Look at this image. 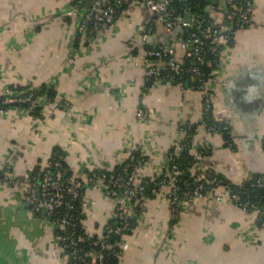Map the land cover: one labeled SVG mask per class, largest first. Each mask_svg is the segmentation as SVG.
<instances>
[{
	"label": "crops",
	"instance_id": "0c3cea01",
	"mask_svg": "<svg viewBox=\"0 0 264 264\" xmlns=\"http://www.w3.org/2000/svg\"><path fill=\"white\" fill-rule=\"evenodd\" d=\"M224 1L216 0L208 15L227 27ZM251 1L247 25L220 50L216 82H206L215 94L213 117L233 127L231 148L223 135L199 126L200 91L144 81L149 61L142 33L150 28L148 45L171 47L182 60L183 27L167 28L150 12L126 6L112 26L89 36L78 31L77 16L67 15L73 8L83 13L78 0H0V90L10 84L55 91L40 115L17 106L0 115V165L21 156L14 165L16 184L0 185V264H68L50 225L25 204L23 176L41 170L55 147L74 174L112 170L141 148L147 163L140 174L147 177L163 169L182 138L180 125L190 122L197 125L191 153L204 148L200 165L231 183L255 175L264 181V0ZM65 98L68 111L61 108ZM138 108L145 111L142 121ZM167 190L163 186L140 210L131 202L135 222L122 237L118 264H264V223L259 226L253 212L203 197L176 214ZM81 208V224L91 235L115 217L113 199L90 186Z\"/></svg>",
	"mask_w": 264,
	"mask_h": 264
},
{
	"label": "built area",
	"instance_id": "2783aa9c",
	"mask_svg": "<svg viewBox=\"0 0 264 264\" xmlns=\"http://www.w3.org/2000/svg\"><path fill=\"white\" fill-rule=\"evenodd\" d=\"M226 1L233 4L230 15L235 17L234 23L236 29L218 25V27L210 29L208 33L203 31L201 36L196 32L190 31L191 24L184 19L175 20L171 10L172 0H78V4L83 6V13L79 15L78 11L73 8L67 11V15L77 16L78 31L92 36L96 32L114 24L117 18V8L120 5L138 6L150 12L154 20L163 23L167 28L171 29L175 26L183 27L184 32L188 33L187 38L182 43L184 57H194L196 62L203 63L202 50L205 44L203 38L211 37L209 50L213 53L216 52L217 44H227L235 40L237 31L248 23L253 12L251 0H245L244 4L240 7L234 5L235 0ZM194 18L198 22L199 18ZM150 30L148 28L141 35V44L145 46V53L149 61L143 73L145 82L158 78L167 69L173 72L171 74L166 73L168 74L169 82L174 81L176 78H181L184 72L190 73L191 77L203 75L202 71L196 66L186 67L183 59H176L175 51L171 47L165 49L148 48L147 38ZM163 65H166L168 68H164ZM209 75L211 76L209 80L216 82L214 70L210 71ZM181 87L200 91L203 101V115L212 112L215 94L210 88H207L206 83ZM49 100L46 94L40 93L35 96L34 90L23 93L22 91H15L10 84H5L0 90V115H10L12 108L15 107L11 105L13 103L29 102V110L38 106L42 111V107ZM61 108L64 111L70 109L67 98L62 100ZM136 116L139 121L144 120V109L138 108ZM192 124L188 122L180 125L182 138L174 143V147L168 153V159L189 145L190 134L184 128L185 125L191 127ZM199 126L207 132H212L211 130H213L202 119ZM227 127L230 128V133L233 137L232 125L229 123ZM202 151L204 152V148L200 149L197 155L194 156L198 161L195 163V167L191 169L193 171L191 183L186 180L180 183L182 171L175 164L168 165L165 163L163 169H156L154 174L143 177L140 174V170L147 163V160L141 148L127 153L125 159L120 162L122 165L120 171L108 174L109 169H99L90 174L76 173L70 177V183L67 186H64V183L61 182V171L59 169L52 171L51 169V167H58L60 163H53L49 159L41 169L42 178L39 182H36L35 177H32L29 173L23 176L26 182L24 183L25 204L30 207L32 213L37 212V217L50 225L55 242L63 250V259L68 264H106V253L113 254L111 250L114 248L113 244L109 243L110 234L124 235L129 225L126 218H129L132 213L131 202L135 206H140L141 209L144 207L147 200L145 189L150 182L158 185L160 188L163 186L168 187L166 196L169 204L183 206L195 198H214L219 201L234 203L244 212H253L256 215V220L261 219L264 210L261 211L259 206L250 201L246 200L243 202L237 193L232 192L228 185L221 183V180L213 175L212 172L214 171L212 169L199 164ZM20 158L19 154H13L0 165V171L2 172L0 175L1 186L16 184L18 180L14 173V165ZM211 184L214 186H209ZM255 185L261 186V182L257 180ZM85 186L98 189L113 199L115 203L114 215L120 219V222L116 225L106 223L101 233L97 235L98 240L94 242L96 248L86 253H81L79 243L84 241L85 235L90 236L91 234L86 230L83 233H76V230L71 228V225L75 227V223L70 214L64 213L60 217H50L49 213L63 205L73 208L71 204L72 200L78 199L81 201ZM217 189H220V192ZM67 194L70 195L69 198L66 197ZM121 241L118 246H120ZM66 250L69 251L65 252ZM115 255L119 257V252L114 253Z\"/></svg>",
	"mask_w": 264,
	"mask_h": 264
},
{
	"label": "trees",
	"instance_id": "16d2710c",
	"mask_svg": "<svg viewBox=\"0 0 264 264\" xmlns=\"http://www.w3.org/2000/svg\"><path fill=\"white\" fill-rule=\"evenodd\" d=\"M209 1L210 0H172V3H171V10L173 12L172 16L175 18V20L179 21L181 19H184L185 12L189 10L194 17L199 18L197 25L191 24L190 31L196 32L197 34L201 36L203 31L208 33L210 29H213L215 27H218V25H220L218 23L213 22V20L211 19L209 15L205 16V8L209 4ZM244 2L245 0H235L234 5L237 7H240L241 5L244 4ZM125 7L126 5L124 4V5H120L117 8L118 10L117 16L119 12ZM232 8H233V4L228 3L225 0L224 8L222 9L226 17L225 24L229 28L236 29V26L234 23L235 17L230 15V11L232 10ZM246 25L247 23L244 26ZM187 36H188V33L185 32L184 39H186ZM203 40L205 42L203 46V50H202V54L204 57L203 63L196 62L194 57H184L183 58L184 65L186 67L196 66L202 71L203 75L191 77L192 75L190 73L184 72L181 78H176L174 81L169 82L168 76H167L168 74L166 73L171 74L173 72L167 69L165 73H162L158 78L146 81V85L148 86L150 83H153L155 80L167 81L169 83L177 84V85L184 86V87L189 86V85L196 86L197 84L206 83L211 78V76L209 75L210 71L215 70L217 66L219 65V54H220V50L222 49L223 45H231L233 44L234 41H230L227 44H217L218 45L217 50L216 52L213 53L212 51L209 50L211 37L210 36L204 37ZM147 47L148 48H159L154 45H147ZM163 66L164 68H168L166 65H163ZM11 86L15 91H22L23 93H28L30 90H34L35 96L40 93L46 94L50 100L55 96L54 89L48 85H42L37 88H31L30 86H26V85L24 86L11 85ZM11 105L15 107L17 106V107L27 109L30 114L40 115L41 113V110L38 106H35L29 110L30 108L29 102L13 103ZM202 120L206 122L207 125L213 128V130H211L212 133H220L221 135H223L227 146H230L231 148L234 147V142L232 139V135L230 133V128L227 127V125L229 124L228 122H220V121L215 120V118L212 115V112L205 113L203 115ZM196 128H197V125L195 124H192L191 127H188L187 125H185L184 130H186V132L190 134L189 145L185 146L182 150L178 151L177 154H174L170 159L167 160L168 165L175 164L182 171V174L180 176V183H182L184 180L191 183V180L193 177L191 176L193 174L192 173L193 171L191 169L195 167L196 165L195 163L198 161L197 159H195L194 155L190 151L191 137L194 131L196 130ZM263 146H264V143H263ZM203 153L204 152L202 151L201 154ZM50 161L53 163L54 162L60 163L58 167H51V169L52 171H55L57 169L61 171L62 173L61 182L64 183L63 184L64 186H67V184L70 183L69 182L70 177L73 176L74 173L70 172L66 166L65 153L61 149L55 147L52 150ZM121 166H122L121 164H118L117 166H115L112 170L108 171L107 173L108 174L112 172L116 173L117 171H120ZM96 170H99V169L89 170L88 172H86V174H90ZM28 173L32 177L33 176L35 177L36 182H39L42 178L41 170L39 169V167H34L32 170L28 171ZM212 173L213 175H215L217 178L221 180V183L228 185L229 188L232 190V192L237 193L241 197V200L243 202H245L246 200L250 201L251 203L259 206L261 211L264 210V181L261 179V176L255 175L243 183L235 184V183H231L225 180L223 177H221L217 173H214V172ZM1 174L2 172L0 171V175ZM257 180L261 182V186L255 185L257 183ZM209 186L213 187L214 185L211 184ZM160 189L161 188L158 185H154L152 182H150L145 189V195L147 198H149L153 196L155 193L159 192ZM66 197L69 198L70 195L67 194ZM71 204L73 205V208H69L66 205H63L59 207L58 209L54 210L53 212L49 213V216L50 217H60L62 216V214L68 213L71 215L75 223V227L74 225H71V228H74L76 230V233H83L85 229L81 224V219L83 218L81 201L78 199H74L72 200ZM26 206L30 210V207L28 205ZM170 206L174 209V212L176 214H178L179 210H181L180 209L181 206L177 204L175 205L170 204ZM140 209L141 208L138 205L134 207V211L140 210ZM33 214L38 216L37 212ZM126 221H128L129 225H128V229L124 232V234H126L128 231L131 230L135 222L133 217L131 216L129 218H126ZM119 222H120V219L114 217L112 220H109L107 223L111 225H116ZM263 223H264V214L262 215L261 219L257 220V224L259 226L262 225ZM122 237L123 235H120V234H115V233L110 234L109 243L113 244L114 248L111 250L113 254L106 253V257H105L106 264H118V257H116V255L114 256V253L119 252L118 245ZM97 240H98L97 235H90V236L85 235L84 241L79 243L80 252L86 253L88 251L93 250V248H96L94 242ZM67 251L69 250H66L65 252Z\"/></svg>",
	"mask_w": 264,
	"mask_h": 264
},
{
	"label": "water",
	"instance_id": "95a60500",
	"mask_svg": "<svg viewBox=\"0 0 264 264\" xmlns=\"http://www.w3.org/2000/svg\"><path fill=\"white\" fill-rule=\"evenodd\" d=\"M215 3H216V0H210V3L205 8V16L208 15V13L212 7V4H215ZM184 20L186 22L192 24V25H197V23H198L197 20L194 17H192V14L189 10L185 12Z\"/></svg>",
	"mask_w": 264,
	"mask_h": 264
}]
</instances>
